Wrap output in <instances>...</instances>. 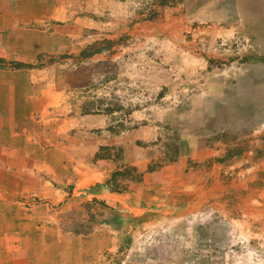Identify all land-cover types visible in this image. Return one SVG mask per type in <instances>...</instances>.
<instances>
[{"label": "rangeland", "instance_id": "rangeland-1", "mask_svg": "<svg viewBox=\"0 0 264 264\" xmlns=\"http://www.w3.org/2000/svg\"><path fill=\"white\" fill-rule=\"evenodd\" d=\"M54 2L27 26L47 48L2 66L89 118L90 167L131 201L72 207L74 263L264 264V0Z\"/></svg>", "mask_w": 264, "mask_h": 264}, {"label": "crops", "instance_id": "crops-1", "mask_svg": "<svg viewBox=\"0 0 264 264\" xmlns=\"http://www.w3.org/2000/svg\"><path fill=\"white\" fill-rule=\"evenodd\" d=\"M55 5L0 0V264H75L83 236L72 240L62 225L72 207L93 200L131 208L126 193L106 184L112 169L90 167L99 146L89 145L97 138L89 134V118L67 110L54 83L33 79L35 67L2 66L35 61L46 45L27 26H55Z\"/></svg>", "mask_w": 264, "mask_h": 264}, {"label": "trees", "instance_id": "trees-1", "mask_svg": "<svg viewBox=\"0 0 264 264\" xmlns=\"http://www.w3.org/2000/svg\"><path fill=\"white\" fill-rule=\"evenodd\" d=\"M95 53H97V52H89V51H87V52H84V56L88 57V56L94 55Z\"/></svg>", "mask_w": 264, "mask_h": 264}]
</instances>
